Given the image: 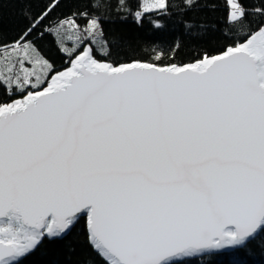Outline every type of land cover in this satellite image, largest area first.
I'll return each mask as SVG.
<instances>
[{
	"label": "snow or ice",
	"instance_id": "1",
	"mask_svg": "<svg viewBox=\"0 0 264 264\" xmlns=\"http://www.w3.org/2000/svg\"><path fill=\"white\" fill-rule=\"evenodd\" d=\"M6 2L25 27L11 43L0 30V92L19 94L0 100V264L62 244L83 216L102 264H189L264 236V0H225L242 39L186 65L98 60L101 0L56 19L64 0H0V23ZM168 7L144 0L135 22ZM46 34L62 71L33 39Z\"/></svg>",
	"mask_w": 264,
	"mask_h": 264
},
{
	"label": "trees",
	"instance_id": "2",
	"mask_svg": "<svg viewBox=\"0 0 264 264\" xmlns=\"http://www.w3.org/2000/svg\"><path fill=\"white\" fill-rule=\"evenodd\" d=\"M88 2L89 0H64L61 7L53 13V19L76 9L85 10ZM45 3L47 0H34L31 9L38 12ZM101 3L103 7L97 10L88 9L92 14L101 16L103 39L110 46L103 47L97 36V43L92 47L98 60L111 63L140 60L161 65H186L194 63L205 53L219 54L243 37L244 30H230L227 24L229 7L225 0H200V6L194 9H187L185 0H168L166 12L158 10L144 13L141 24L135 22L133 14L140 10L143 0H124L123 6L120 0H101ZM244 3L252 7L258 0H244ZM24 7V4L16 2L3 4L0 30L4 41L11 43L25 27V20L21 15ZM79 22L81 25L85 23L82 18H79ZM33 39L40 52L54 64L57 71L69 66L66 62L68 58L59 51L52 36H33ZM87 42L90 43L91 38ZM2 51L0 48V52ZM157 54L159 59L156 58ZM11 98H19V94ZM11 98L0 92V100L6 102ZM56 260L60 264H102L87 243L85 218L78 222L62 244L46 243L25 264H48L49 261ZM234 260H242L246 264H264V236L253 241L248 250L191 259L189 264H233Z\"/></svg>",
	"mask_w": 264,
	"mask_h": 264
},
{
	"label": "water",
	"instance_id": "3",
	"mask_svg": "<svg viewBox=\"0 0 264 264\" xmlns=\"http://www.w3.org/2000/svg\"><path fill=\"white\" fill-rule=\"evenodd\" d=\"M82 218H85L86 221H87V217H86V216H83ZM82 218H81V219H82ZM225 253H231V252L226 251V250H213V251H210V252L205 253V254H203V255H197V256H195V257H192V258H190V260H191V259L201 258V257H204V256H209V255H220V254H225Z\"/></svg>",
	"mask_w": 264,
	"mask_h": 264
},
{
	"label": "rangeland",
	"instance_id": "4",
	"mask_svg": "<svg viewBox=\"0 0 264 264\" xmlns=\"http://www.w3.org/2000/svg\"><path fill=\"white\" fill-rule=\"evenodd\" d=\"M143 2H144V0H143ZM147 2H154V0H147ZM158 11V10H157ZM69 35H72V40H65V43L67 44V45H69L70 46V44H73V43H77V41H76V37H75V35H73L70 31H69V33H68ZM4 60L2 59V57H0V69H2L3 68V65H4Z\"/></svg>",
	"mask_w": 264,
	"mask_h": 264
}]
</instances>
